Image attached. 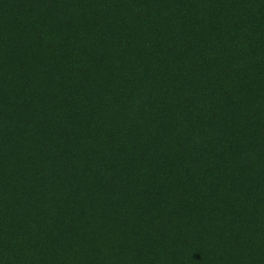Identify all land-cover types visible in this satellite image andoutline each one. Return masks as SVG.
<instances>
[{
  "label": "trees",
  "instance_id": "1",
  "mask_svg": "<svg viewBox=\"0 0 264 264\" xmlns=\"http://www.w3.org/2000/svg\"><path fill=\"white\" fill-rule=\"evenodd\" d=\"M0 264H264V0H0Z\"/></svg>",
  "mask_w": 264,
  "mask_h": 264
}]
</instances>
